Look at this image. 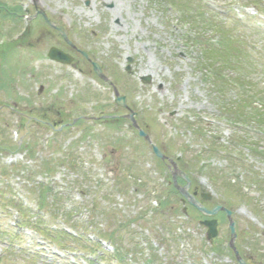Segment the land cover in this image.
I'll list each match as a JSON object with an SVG mask.
<instances>
[{"label":"rangeland","instance_id":"rangeland-1","mask_svg":"<svg viewBox=\"0 0 264 264\" xmlns=\"http://www.w3.org/2000/svg\"><path fill=\"white\" fill-rule=\"evenodd\" d=\"M20 1L67 27L73 44L105 65L160 150L197 186L207 187L212 205L232 210L239 256L264 264V0H241L248 13L232 0H36L35 7L32 0H0V202L21 203L25 210L0 211V264H236L226 225L208 240L197 211L186 204L182 212L167 164L137 138L129 121L82 119L51 128L80 113L127 110L112 103L111 87L88 63L76 57L78 66L63 65L47 57L51 45L77 53L40 12L30 32L17 36ZM206 2L215 11H207ZM194 19L201 24L195 27ZM213 24L243 38L256 70L204 59V47L219 41L217 31L208 29ZM209 67L229 76L227 86L218 88ZM142 76L149 82L142 83ZM242 78L243 87L237 82ZM41 84L45 92L38 96ZM87 88L96 95H85ZM18 216L56 237L61 228L75 231L82 239L77 245L100 248L96 242L103 235L113 248L107 241L106 257L93 263L81 252L61 250L64 258L53 257L55 245L40 233L24 228L12 236ZM36 243L48 257L36 254Z\"/></svg>","mask_w":264,"mask_h":264},{"label":"trees","instance_id":"trees-1","mask_svg":"<svg viewBox=\"0 0 264 264\" xmlns=\"http://www.w3.org/2000/svg\"><path fill=\"white\" fill-rule=\"evenodd\" d=\"M198 21V22H197ZM204 20L201 19V22H203ZM206 21V20H205ZM193 25L196 27L197 24H201L200 23V19H194L193 21ZM206 24H212L214 23L213 21H207L205 22ZM211 27L213 30H216L219 33V41H218V46L217 48H215L214 46H207L204 47L203 50V55L205 56V58L209 61H213L214 63H217L216 61L219 59L221 60V62H223V64L227 67H232L235 69H240L241 67L244 69V67L248 66L249 67V71L253 72L254 70H256L253 66H250L253 63V58H250L248 56V50H246V48L244 47V45L242 44L243 41L241 39V37L238 36H233L232 33H230L228 30H224L222 27L219 29V26L216 24H213ZM246 58H248L249 60H246ZM243 59V60H242ZM238 60H240V62H238ZM252 62V63H250ZM222 64V65H223ZM221 70H217L216 74H220ZM243 75H245L244 73H242ZM218 80V79H217ZM237 81V80H235ZM240 86L243 87V85H245L246 81L242 79H238L237 81ZM261 100H263L262 102H264V99L261 98ZM243 103V102H242ZM257 113L254 112V114ZM256 116L260 117L262 116V113H260V111L256 114ZM120 252H117V255H119Z\"/></svg>","mask_w":264,"mask_h":264},{"label":"water","instance_id":"water-1","mask_svg":"<svg viewBox=\"0 0 264 264\" xmlns=\"http://www.w3.org/2000/svg\"><path fill=\"white\" fill-rule=\"evenodd\" d=\"M44 15V18L50 23L52 24V22L50 20L47 19V17L45 16V14L43 13ZM54 27H56L57 25L56 24H53ZM62 35L63 36H66V34L64 32H62ZM49 56L51 58H55L57 60H60L62 62H69L70 61V57L63 53L62 51L58 50V49H55V48H52L49 52ZM94 65V68L100 73L101 70L100 68L98 67V65L96 63H93ZM117 102L119 104H122V105H125V97L124 96H120V95H117ZM130 117H132V115H130ZM136 127L138 128V126L136 125ZM138 132L140 135H143L145 136L146 138L149 139V137L147 136V134L140 128H138ZM153 150L154 152L156 153L157 156L161 157V158H164V155L160 152V150L158 149V147L156 145H153ZM170 162L171 164L176 167V164L170 159ZM183 176L185 177V175L183 174ZM174 178H175V174H174ZM186 178V177H185ZM187 180V184L183 187H180V186H177L178 190L181 192V194L186 197L188 199V201L193 204L195 207H197L199 210L205 212L206 214H213L216 212L217 209L220 208V206H215L214 208H212L211 210H207L202 204H200L198 201L195 200V198L188 193L187 191V187H188V178H186ZM227 214L230 216V211H227ZM204 223L208 226V235L209 237H212V236H215L217 234L216 232V220L215 219H210V220H206L204 221ZM235 223L233 221H231L230 223V229H231V241H230V246L234 249L235 251V254L237 256V261H238V264H247L239 255H238V252L235 250V246H234V239H235V236H236V233H235Z\"/></svg>","mask_w":264,"mask_h":264},{"label":"flooded vegetation","instance_id":"flooded-vegetation-1","mask_svg":"<svg viewBox=\"0 0 264 264\" xmlns=\"http://www.w3.org/2000/svg\"><path fill=\"white\" fill-rule=\"evenodd\" d=\"M57 113H59V111H57ZM60 114V113H59ZM53 121H56V120H53ZM190 191L192 192V193H194L195 194V196H196V198L197 199H199V200H201V201H203V203L205 204V205H209L210 203H211V198H210V196H209V199H203V197H207L208 195L207 194H205L203 191H202V189H200V188H197V187H195V186H190ZM222 213H224L223 211H221ZM224 218L227 220V217H226V215H225V213H224ZM228 222V221H227ZM249 260V259H248Z\"/></svg>","mask_w":264,"mask_h":264}]
</instances>
